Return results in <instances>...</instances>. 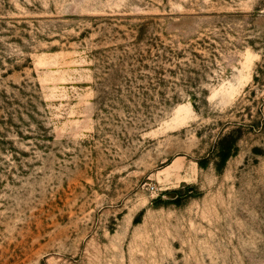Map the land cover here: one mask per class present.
I'll return each instance as SVG.
<instances>
[{
  "label": "rangeland",
  "instance_id": "rangeland-1",
  "mask_svg": "<svg viewBox=\"0 0 264 264\" xmlns=\"http://www.w3.org/2000/svg\"><path fill=\"white\" fill-rule=\"evenodd\" d=\"M0 264H264V0H0Z\"/></svg>",
  "mask_w": 264,
  "mask_h": 264
},
{
  "label": "trees",
  "instance_id": "trees-1",
  "mask_svg": "<svg viewBox=\"0 0 264 264\" xmlns=\"http://www.w3.org/2000/svg\"><path fill=\"white\" fill-rule=\"evenodd\" d=\"M229 156H230L229 153H223V155H222V164L226 163V161L228 160Z\"/></svg>",
  "mask_w": 264,
  "mask_h": 264
}]
</instances>
